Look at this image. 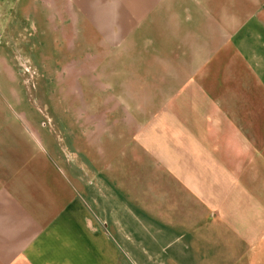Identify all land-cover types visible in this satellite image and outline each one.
Returning a JSON list of instances; mask_svg holds the SVG:
<instances>
[{
  "label": "crops",
  "instance_id": "crops-1",
  "mask_svg": "<svg viewBox=\"0 0 264 264\" xmlns=\"http://www.w3.org/2000/svg\"><path fill=\"white\" fill-rule=\"evenodd\" d=\"M138 2L193 65L213 57L220 100L184 94L171 132L86 153L76 175L0 112V264H264V0Z\"/></svg>",
  "mask_w": 264,
  "mask_h": 264
},
{
  "label": "rangeland",
  "instance_id": "rangeland-1",
  "mask_svg": "<svg viewBox=\"0 0 264 264\" xmlns=\"http://www.w3.org/2000/svg\"><path fill=\"white\" fill-rule=\"evenodd\" d=\"M130 1L0 0V112L41 127L75 175L86 153L96 161L123 139L171 132L184 94L192 104L220 100L213 57L193 65L194 46L163 32L160 13L148 23L135 15ZM236 58L223 62L224 75Z\"/></svg>",
  "mask_w": 264,
  "mask_h": 264
}]
</instances>
